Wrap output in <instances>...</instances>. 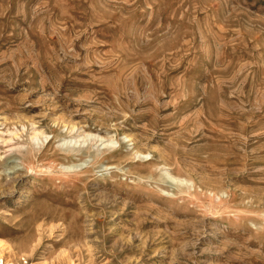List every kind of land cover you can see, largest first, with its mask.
<instances>
[{"label": "rangeland", "instance_id": "obj_1", "mask_svg": "<svg viewBox=\"0 0 264 264\" xmlns=\"http://www.w3.org/2000/svg\"><path fill=\"white\" fill-rule=\"evenodd\" d=\"M0 261L264 264V0H0Z\"/></svg>", "mask_w": 264, "mask_h": 264}, {"label": "bare ground", "instance_id": "obj_2", "mask_svg": "<svg viewBox=\"0 0 264 264\" xmlns=\"http://www.w3.org/2000/svg\"><path fill=\"white\" fill-rule=\"evenodd\" d=\"M2 254H3V253H2ZM4 255H5V254H4ZM4 257H5V256H4ZM1 262H3V264H5L4 261H0V263H1ZM9 264H11V263H9ZM12 264H13V263H12Z\"/></svg>", "mask_w": 264, "mask_h": 264}]
</instances>
